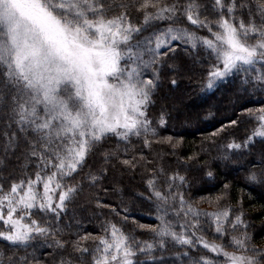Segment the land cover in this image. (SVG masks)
I'll list each match as a JSON object with an SVG mask.
<instances>
[{
    "label": "snow or ice",
    "instance_id": "obj_1",
    "mask_svg": "<svg viewBox=\"0 0 264 264\" xmlns=\"http://www.w3.org/2000/svg\"><path fill=\"white\" fill-rule=\"evenodd\" d=\"M194 76L201 96L229 89L213 159L264 188V0H0V264H264L229 183L189 195L208 149L161 135L183 104L161 91ZM116 174L143 182L129 202Z\"/></svg>",
    "mask_w": 264,
    "mask_h": 264
},
{
    "label": "trees",
    "instance_id": "obj_2",
    "mask_svg": "<svg viewBox=\"0 0 264 264\" xmlns=\"http://www.w3.org/2000/svg\"><path fill=\"white\" fill-rule=\"evenodd\" d=\"M199 71V70H198ZM198 76H194L192 80L187 78L181 81L180 90L171 94L167 92V88H164L160 95H175L183 98V104L179 111L182 113L178 119L171 120L166 129H161V135H176L183 137V143L177 150L180 157H187L193 152H199L201 145L208 149L207 153H201V159L199 163L190 165L188 172V178L192 183V188L189 189V195L192 199H198L201 195H214L220 191L224 183L231 185V201L233 205H236L237 201H242L243 211L245 218L249 223V233L253 236L257 245L264 246V188L247 184L245 182V171L241 169L237 164L232 162H221L214 160L216 155V146L212 145L210 141H207V136L219 127L221 120L225 119L228 115L225 110L228 108V91L227 86L222 87L216 91L215 94H208L206 97L201 96L198 93ZM255 99V98H254ZM249 106H258L254 102ZM160 107V101L158 100L156 109L151 113L155 115ZM211 111L212 116L207 120L204 119ZM199 114L200 119H195V114ZM191 114L193 119L191 121H185V115ZM173 116L176 113L173 112ZM250 127L247 124H241L240 128L236 130L233 135L237 138H243L247 133L246 129ZM224 141H218V143ZM259 144L255 146V150H258ZM166 166L170 163L171 167H176L177 158L175 156H166ZM207 160L213 167L216 173V179L213 183L205 182L206 178L203 175V163ZM91 164L92 161L90 160ZM181 164L184 160L181 159ZM87 171V169H85ZM117 178L119 174H116ZM122 189L125 202H129V196L133 195L136 191L143 188V182L140 179L139 174L135 179L131 176H124L122 178ZM87 194V191L86 193ZM103 195V193H101ZM120 199V194L112 193L108 197V202L116 204ZM202 208L208 210L206 204L201 205ZM132 215L140 223H156V221L150 216V205L147 202H132ZM89 229L94 230V224L88 225ZM128 229H132L135 226L129 222L126 226ZM137 235L142 238H147L148 233L136 229ZM46 251H51L50 249ZM49 264H51V257H48Z\"/></svg>",
    "mask_w": 264,
    "mask_h": 264
}]
</instances>
